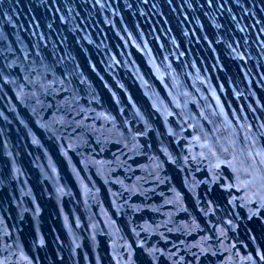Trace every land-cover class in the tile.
<instances>
[{"label": "water", "instance_id": "1", "mask_svg": "<svg viewBox=\"0 0 264 264\" xmlns=\"http://www.w3.org/2000/svg\"><path fill=\"white\" fill-rule=\"evenodd\" d=\"M0 264H264V0H0Z\"/></svg>", "mask_w": 264, "mask_h": 264}]
</instances>
